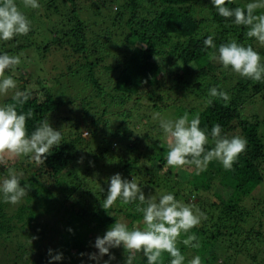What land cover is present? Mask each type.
Masks as SVG:
<instances>
[{
  "label": "trees",
  "instance_id": "trees-1",
  "mask_svg": "<svg viewBox=\"0 0 264 264\" xmlns=\"http://www.w3.org/2000/svg\"><path fill=\"white\" fill-rule=\"evenodd\" d=\"M39 3L28 15L33 25L28 36L0 42V49L21 58L5 75H12L18 90L30 95L17 107L33 113L26 120L27 132L48 119L61 130L63 143L44 165L25 156L0 165V175L22 173V184L29 189L18 205L0 203V247L5 253L25 255L23 264H43L39 260L48 258L43 242L65 235L60 251H66L70 264L87 263L84 256L95 253L96 237L115 221L142 228V214L133 206L101 207V188L106 192L108 179L120 173L134 178L146 198L174 192L178 200L195 203L205 213L207 219L192 230L198 249L180 242L186 236L178 238L187 259L200 255L203 264H228L225 254L233 252L244 262L264 264V133L258 119L243 112L247 102L264 99V82L223 69L209 58L214 50L205 49L203 40L214 34L217 45L250 44L262 57L264 46L249 39L243 26L226 23L209 0ZM202 6L209 9H197ZM228 6L243 7L232 0ZM39 33L43 37L37 43ZM50 56L58 58L48 64ZM48 71L55 73L53 81L43 78ZM25 78H43L44 83L28 89L26 82H19ZM212 87L227 92L230 100L210 97ZM13 103L9 98L2 104ZM154 112L170 120L198 114L209 134L219 123L228 136L244 137L246 151L231 171L216 161L199 175L194 167L169 168L167 142ZM81 158L83 163H78ZM22 238L26 244H20ZM110 254L118 264L128 255L117 256V249ZM133 264H146L142 253H134ZM161 264H169L166 253Z\"/></svg>",
  "mask_w": 264,
  "mask_h": 264
},
{
  "label": "clouds",
  "instance_id": "clouds-1",
  "mask_svg": "<svg viewBox=\"0 0 264 264\" xmlns=\"http://www.w3.org/2000/svg\"><path fill=\"white\" fill-rule=\"evenodd\" d=\"M229 0H209L211 8L226 23L243 26L247 29L246 36L255 39L264 46V0H247L243 7H229ZM24 8L37 10L41 7L39 0H24ZM33 30L31 19L25 15L16 0H0V42L16 41L18 37H26ZM205 49H213L210 59L218 63L223 69L254 82H264V57L252 45L232 41L217 45L214 34L203 40ZM21 64L18 55H10L0 49V95L14 90L13 104H0V165L6 163L5 157L16 158L25 156L37 165H44L47 156L62 142L61 130L54 129L49 120L41 122L30 134L26 129V120L33 113L18 111L30 95L26 91L18 90L17 82L12 75H5ZM209 96L219 98L227 103L230 96L218 87L209 89ZM209 104L212 103L210 99ZM153 119H159V128L167 142L166 166L180 170L185 166L194 167L199 175L207 170L209 163L216 161L226 171L233 170L239 157L246 151L247 140L239 135L228 136L222 126L216 123L210 134L202 129L199 115L192 118L188 113L175 120L163 119L159 113L152 114ZM88 135L87 132H83ZM211 144V147H207ZM78 163H83L81 158ZM91 166V165H90ZM22 173L12 172L0 175V203L18 205L28 196V187L22 184ZM103 205L107 209L116 203L133 206L136 213L142 214L143 228L133 226L129 228L126 221H115L108 227L103 236H97L93 247L97 252L89 254L88 259L95 264H112L115 256L110 250L123 248L128 255L124 264H133L134 253L143 254L146 264H161L163 254L169 257V264H203L200 255L187 259L177 246L178 238L182 235L186 239L180 241L191 248H199L196 229L207 216L195 203H184L178 200L174 192H165L158 198L148 195L134 178H123L120 173L112 175L107 182ZM71 232V229H68ZM81 256L84 253L80 254ZM47 264H59L62 253L47 252ZM107 256V260L103 257Z\"/></svg>",
  "mask_w": 264,
  "mask_h": 264
},
{
  "label": "rangeland",
  "instance_id": "rangeland-1",
  "mask_svg": "<svg viewBox=\"0 0 264 264\" xmlns=\"http://www.w3.org/2000/svg\"><path fill=\"white\" fill-rule=\"evenodd\" d=\"M232 1L233 2L235 1L237 4H239L241 6H244V4L247 2V0H232ZM17 3H18V6H20V7L22 6L23 7V1L22 0H19ZM203 8H205L207 10L209 9L208 7H203V6L202 7H197L198 10L203 9ZM262 11H264V9H258L257 13L259 14ZM31 12H33L31 9H26L24 13L28 16V15L31 14ZM42 37H43V35L41 33H39L37 35L36 42L40 43ZM29 57H31V56H29ZM56 58H58V57L50 56L46 63L50 64L52 61H55ZM49 67L50 66H47V70H48ZM20 71H23V70L21 69ZM47 73L48 74L44 75L43 78H47L49 81H53V77H54L55 73H49V71ZM43 78H41V79L25 78L24 80L19 81V82L20 83H23V81L26 82L28 84L27 88L30 89V87H33V85H34L33 88L39 87V85L42 84ZM46 82H47V80H46ZM43 83H44V81H43ZM86 90L89 91V89H86ZM13 94H14V91L13 90H9V92L7 94L0 95V104H2L5 100H7L9 98H12ZM261 94H263V93H261ZM243 112L245 113V116L248 119H255V118L258 119V121H259V123L261 125V128H262V131L264 133V99H262L261 96H257L256 99H254L252 102H247L244 105ZM83 132H87V131L83 130ZM83 132H82V134H83ZM83 137L86 138L87 135L83 134ZM17 158L18 157H16V158L5 157V160H10V162H12V161L16 160ZM141 225H143V224H141ZM142 228H143V226H142ZM66 239H67L66 236L62 235L60 237V239H58L59 242H58L57 239H53L52 241L46 240L45 242H43V245H42L43 249H46V250L52 249L54 252L55 251H59V253H62L63 259H62L61 262H59V264H70L71 263V260H69L68 257L66 256V251H60L62 249L61 245L62 246L64 245V243L66 242ZM20 244L21 245L22 244H26V240L24 238H22V242ZM14 250H16V249H14ZM46 250H44V251H46ZM68 252L70 254H72V255L74 254L73 250H71V252L70 251H68ZM95 252H97V250ZM43 253H45V252H43ZM86 254L89 255V254H92V253H89V251H88ZM125 254H126V252H124L123 248H117V256L125 257L126 256ZM12 255H14V258L19 262L18 264H23L24 260L26 259L25 255L22 256L21 253H16L13 250H12V252L9 251V252L5 253V251L0 247V264H7L8 260H10V264H17V263H14ZM225 256H229L230 257L228 264H250L248 259L245 258L244 260L246 262H244V261H242L240 259V256H237L233 252H231V253L229 252L228 254H225ZM43 257H45L44 254L41 256V258H43ZM48 259L49 258H43L42 261L41 260H39V261L42 262L43 264H47ZM85 259L87 260L86 261L87 263H81V264H95V262L94 261H90L88 259V256H86V255L84 256V260ZM107 259L108 258H106V256L103 257V260H107ZM260 260H264V249L262 251V255L260 257ZM219 263H220V261H219ZM101 264H102V262H101ZM112 264H118V263L112 261Z\"/></svg>",
  "mask_w": 264,
  "mask_h": 264
}]
</instances>
